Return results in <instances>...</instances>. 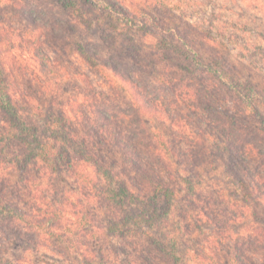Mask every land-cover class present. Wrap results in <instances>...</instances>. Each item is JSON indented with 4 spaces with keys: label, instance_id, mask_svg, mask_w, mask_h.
I'll return each instance as SVG.
<instances>
[{
    "label": "trees",
    "instance_id": "obj_1",
    "mask_svg": "<svg viewBox=\"0 0 264 264\" xmlns=\"http://www.w3.org/2000/svg\"><path fill=\"white\" fill-rule=\"evenodd\" d=\"M154 11L157 15L161 12ZM130 13L131 9L124 8L121 0H0V144L8 147L9 153L16 150L6 166L0 164L3 240L10 241L17 264H34L27 257L31 252L53 253V258L62 257L66 264H93L95 259L101 264H116L101 259L104 255L100 252L98 232L132 239L139 236V243L132 242L133 246H140L138 256H133L136 247L133 252L120 248L128 256L123 264H137V259L149 257L150 264H205L209 253L212 264H255L247 255V248L264 233V113L254 105L250 115L244 114L234 100L251 103V97H264V91L248 79L231 76L238 66L230 64L226 54L205 47L206 42H196L190 36L196 32L195 26L171 28L166 37L150 44L131 37L130 43L118 41L115 30L119 20L114 16L124 17L125 24L134 23L128 19ZM16 14L34 23V28L24 29ZM45 17L51 21L47 31L40 24ZM102 17H109L106 25ZM90 29L98 31L97 37L82 38ZM141 29L150 34L147 27ZM72 34L80 37L73 40L80 57L111 82V99L96 88L85 91L77 83L74 98L62 100L73 111L72 116L60 109L55 116L48 111L43 123L32 121L24 111V90L12 71L31 66L43 77L61 82L65 73L54 65L44 43L55 52H64L62 40ZM103 51L108 53L106 60L100 58ZM173 57L179 61L172 63ZM133 72L139 74V79L132 78ZM73 75L90 85L88 74L78 67ZM221 75L227 83L219 79ZM152 80L159 83L152 84ZM200 110L206 117H198V121L194 117ZM145 116L168 122L173 139L176 136V141L190 146L192 153L187 155L193 161L205 153L202 138L209 136L208 129H220L229 144L225 150L229 158L224 163L237 175L248 201L245 210H251L250 214L243 211L239 218L248 220L247 241L241 242L238 232L232 234L227 229L239 219L221 215L225 225L223 218L218 220L215 208L222 202V195L213 191L203 194L205 206L199 211L207 225L218 232L209 234L201 249L188 248L185 240L174 238L176 233L192 238L196 226L180 223L189 214L184 208L180 209L182 216L174 219L181 191L166 158L174 155V144L172 139L163 144L158 134H150ZM13 168L19 187L12 186ZM18 168L22 169L19 176ZM71 168L76 180L69 192L57 185L67 182L62 174ZM238 168L243 174L238 173ZM36 169L39 172L34 174ZM53 174L58 177V184L47 185L54 189L49 195L41 181ZM49 212L53 213L51 218L47 216ZM37 216L40 222L47 220L49 229H56L58 234L50 235L39 222L31 224L29 218ZM154 225L170 230L145 235L144 228L151 231ZM60 228L65 231L60 232ZM225 237H231V242ZM107 251L117 253V248L112 244ZM188 252L191 258L185 259Z\"/></svg>",
    "mask_w": 264,
    "mask_h": 264
},
{
    "label": "rangeland",
    "instance_id": "obj_2",
    "mask_svg": "<svg viewBox=\"0 0 264 264\" xmlns=\"http://www.w3.org/2000/svg\"><path fill=\"white\" fill-rule=\"evenodd\" d=\"M130 1L133 2V0H127V2ZM169 2H172V0H169ZM233 2L234 0H175L177 6L180 4H200L205 6L203 9H197L190 14H182L179 17H177L175 13L168 16V13L171 12L170 9L165 11L157 10L161 11L158 12V16H162L161 19L167 17L168 20L172 21L170 25L171 28L186 29L188 25L195 26L196 32H191L190 36L195 38L196 42L202 40L204 45L206 42L205 47L220 54H226L225 58L230 60V64H236L238 66L237 72H231V76L234 75L240 80L248 79L257 88L264 91V67H262V62H264V15L259 14L264 12V9L260 7L261 3H264V0H246L250 6L249 9L241 8L240 10H236V8L232 7ZM210 4L215 5V7L209 11L206 6ZM113 7L117 8V6ZM111 12H113L112 9ZM14 16H16V20L19 21L24 29L26 27L28 29L34 28V23L30 24L23 15L16 14ZM102 18L100 19L103 20V24L106 25L107 22H109V17ZM121 23L122 21H119L116 25L117 29L115 31H117V40L130 43L131 41H128V39L131 37L136 41L137 37L132 33L130 28L131 32L118 31ZM138 31L141 33V40L145 39L150 44L148 40L150 34L144 33L142 29ZM78 34L80 35V33ZM78 34L67 35L63 38L62 44L65 48L64 52H55L56 50L52 47L48 48V45L44 43V49L49 52L54 65L61 68L65 73L62 79L68 76H70V78H66L65 80L61 79V82H59L60 80L50 76L43 77L40 73L33 70L31 66L25 65L18 68V71L17 69L12 71L19 86L24 90L26 98L24 111L27 110L28 114H30L29 119L32 118V121L43 123L47 118L48 111L55 116L60 109L64 111L65 115L72 116L73 111L71 108L64 105L62 100L65 101L68 98H74L72 95L77 93V86H84L82 80L73 75L77 67L87 73L88 76L91 74V76L96 77V84L98 85L96 89L104 92L108 100L111 99V95L113 94L111 82L94 71L75 50L73 43L76 39L80 38ZM97 35L98 31L96 29H90L82 38L94 39ZM205 47H202V50L207 52L208 49ZM171 60L172 63L179 61L175 57ZM245 60H247V63H245ZM108 75L119 82L111 73H108ZM91 83L90 81V84ZM222 107L225 108V104H223ZM50 108L52 109L49 110ZM196 115L197 116L194 117L196 120H198V117H200L201 120H203V117H206L205 115L203 116L201 110L197 112ZM145 120L146 128L148 132L150 131V134H158L157 138L162 141L163 144L164 142H168L167 139H172L170 142L172 145L174 144L173 147L171 146L174 155H168L166 157L169 160V164L174 169V182L177 184V189L181 191L177 197L178 202L175 208L174 219L178 220L180 218L179 216H182L181 208L188 211L189 214L185 215L186 218L180 223L186 226L189 224L196 226V233L191 238L193 245H196L198 242L200 243L199 245L206 244V238L218 232L207 225L205 218L201 216L199 211L201 206H205V202L202 198L203 194L213 191L215 194L222 195V202L216 205L215 212L219 214L217 218L220 222L223 218L224 225L225 218L221 215L233 218V220H238L241 218L243 211L250 214L251 210H245L248 201L247 198L245 199L244 197L243 188H241L238 182L237 175L230 172L227 169L226 162L224 163V159L229 158L228 152L225 151L228 149L229 144L225 141L220 129H208V135H214L218 142L211 148H204L205 153H203L202 156L201 154L199 155L201 159H195V161H193L194 158L187 155L188 153H192L190 146L184 141H176V136L173 139L168 122H161L150 116H145ZM204 125L205 124L202 123V126ZM181 144L188 145V150L184 151L181 149ZM5 150H7L8 153L10 152L6 146L0 147V164H2L3 167L7 165L10 158L5 156ZM218 152H223V155L221 154V156H219ZM37 172H39V170L36 169L33 173L37 174ZM16 173L19 176V174L22 173V169L18 168ZM238 173L243 174L242 169L238 168ZM46 180L47 179L43 178V181H41L44 186H46ZM126 180L128 181V179ZM54 185L56 184H53V187ZM57 186L71 192L75 184L69 185L67 182H61V185ZM192 200H194V202ZM247 221L248 220L245 221L244 219L240 221L239 219L236 222H231L227 229L232 234L239 231L247 232ZM197 225L199 226L197 227ZM97 235L100 236V252L102 251L103 255L106 256L101 258L104 262L107 261L108 263L109 261L111 263L123 264L122 262L124 260H128V256L124 253L123 249H120L121 247L124 248L125 251L128 250L130 252H133V249L136 247L137 251L133 253V256H138L139 254L137 253L141 252L139 250V244L135 246L132 245V242L139 243L141 241L137 239L139 236L132 239L121 236H110L108 234L104 235L100 232H98ZM112 239H117L120 243L114 244L117 248V253L110 252L109 254L107 250L112 247ZM227 240L231 242L232 238L228 237ZM32 253L34 252L29 253L27 257L31 262H34V264H66L62 257L56 256L57 258H53V253L48 255L42 252H38L39 255H32ZM140 255L147 256L146 253H141ZM132 259L133 257H131V260ZM143 260L137 259L136 262L137 264H150V257L149 259ZM94 261L95 263L93 264H101V261H98V259Z\"/></svg>",
    "mask_w": 264,
    "mask_h": 264
},
{
    "label": "clouds",
    "instance_id": "obj_3",
    "mask_svg": "<svg viewBox=\"0 0 264 264\" xmlns=\"http://www.w3.org/2000/svg\"><path fill=\"white\" fill-rule=\"evenodd\" d=\"M123 3L124 8H129L131 9V13L129 15V21H133L134 23H121L120 27L118 28V31L125 32L128 31L130 28L132 33L135 34L137 37V42H140L142 39L141 33L138 31L141 29L142 26L147 27L148 31L150 32V35L148 36V40L152 43L158 42L162 39V37H166L168 35V32L171 31V23L172 21L168 20L167 17L164 19H161L158 15L157 12L154 11V9H159L161 11H165L167 9H171V12L168 13V16H171L173 13L177 17H179L182 14H190L193 11H196L197 9H203L205 8L204 5L200 4H180L176 5L175 0H172V2H169V0H133L132 3L127 2V0H121ZM101 6H103L101 4ZM207 10H211L215 5H207ZM232 7L236 8V10H240L241 8L244 9H249V4L246 2V0H234ZM261 9H264V3H261L260 5ZM137 9H140V11H137ZM111 11V10H109ZM54 14L56 13V10L53 9ZM260 15H264V12L259 13ZM114 19H118L119 21H124V17H119L114 16ZM50 19L48 17H45L40 21V24L42 27H44L45 31H47V25L50 23ZM95 26V25H94ZM154 38V39H153ZM7 40H5V50H7ZM100 58L102 60H106L108 53L107 51H103L100 54ZM245 63H247V60H245ZM262 67H264V62H262ZM132 78L134 80L139 79V74L136 72L132 73ZM220 80H224L227 83L226 77L221 75L219 76ZM89 80L92 82L90 85L87 84L86 82L82 81V84H84V90L87 91L88 87L92 88H97L98 85L96 84V77L91 76L89 74ZM152 84H158V80H152ZM235 91V90H234ZM251 103L249 100H244V99H236L234 100V103L240 104L241 109L244 114L250 115L252 113V107L254 105L259 106L261 108V112L264 113V97H256L253 96L250 98ZM218 141L215 139V136H209L207 138H202V146L205 148H211L213 147L214 144H216ZM0 147H3L2 144H0ZM180 148L183 149L184 151L188 150V145L186 144H181ZM16 152L15 149L12 150L11 153H8L7 150H5V156L10 157L11 155H14ZM54 155V153H53ZM163 175V173H161ZM64 175V180L67 181L69 185H72L75 183L76 176L74 172V168L71 169H66ZM165 179L167 177L165 176ZM58 183V177L53 174L52 176L47 178L46 181V186L44 191L47 192L49 195L52 190L50 189L47 185H53ZM33 184H35V181H33ZM13 187H19V182L15 180V171L13 168ZM145 191H148L146 188ZM58 215V213H57ZM47 216L51 218L53 216L52 212L47 213ZM29 221L31 224H37L38 222L41 223V227L49 231L50 235L53 234H58L56 232V229H49L47 220H44L43 222H40L39 216L36 218H29ZM29 230H35L39 232L41 229L36 228H25V231ZM169 231L170 227H165L163 229L159 228V225H154L152 230L150 231L148 228H144V234L145 235H152L156 231ZM60 232L65 231V229L60 228ZM229 236L231 235L230 233L228 234ZM236 236L240 238L241 242H245L248 240V233L247 232H238L236 233ZM174 238L176 240H185L186 241V247L192 248L195 247L197 249H201L204 247V245H193L191 238L185 237L182 233H176ZM219 238V237H218ZM228 237H225L227 239ZM171 239V238H170ZM0 264H17L16 260L13 258L12 255V250L9 248V240H3V233H0ZM113 244H118L120 243L119 240L117 239H112ZM247 247V245H246ZM43 251V249L41 250ZM67 254V253H66ZM32 255H39L38 252L32 253ZM247 255L251 257V259L255 262V264H264V233L260 234L259 239H255L254 242L252 243L251 247L247 248ZM185 259H190L191 258V252L187 253V256L184 257ZM205 264H212V256L211 253L208 254L206 257Z\"/></svg>",
    "mask_w": 264,
    "mask_h": 264
}]
</instances>
